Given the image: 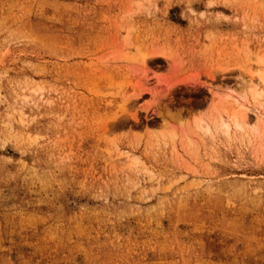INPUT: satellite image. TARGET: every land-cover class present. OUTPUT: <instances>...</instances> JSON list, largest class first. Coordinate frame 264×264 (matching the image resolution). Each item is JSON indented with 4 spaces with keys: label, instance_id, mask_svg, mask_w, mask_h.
<instances>
[{
    "label": "rangeland",
    "instance_id": "rangeland-1",
    "mask_svg": "<svg viewBox=\"0 0 264 264\" xmlns=\"http://www.w3.org/2000/svg\"><path fill=\"white\" fill-rule=\"evenodd\" d=\"M256 56L264 0H0V264H264Z\"/></svg>",
    "mask_w": 264,
    "mask_h": 264
},
{
    "label": "bare ground",
    "instance_id": "bare-ground-1",
    "mask_svg": "<svg viewBox=\"0 0 264 264\" xmlns=\"http://www.w3.org/2000/svg\"><path fill=\"white\" fill-rule=\"evenodd\" d=\"M255 62L257 64H261V65L264 66V57H262V56H256L255 57ZM248 75H250L249 82L250 83H254L253 80H252L253 77H252V72H251L250 69L248 70ZM259 78H262V73L261 72L259 73ZM231 91L234 92V93H237V91H235L234 89H231ZM254 93H255L254 94V97L255 98L258 97L260 100H262L263 95H262V97L260 96L262 94V91L261 92L255 91ZM263 101L264 100H262V102ZM253 122H254L253 119H251V117L248 115V111H246V109H245L240 114L238 112H236L235 110L232 111V112H226V111H224V113L219 116L218 120H214L212 122V124L214 126L216 124H218L219 127H220V129L222 128L224 131L227 132L232 127L243 131L246 128V126H248V125H254L255 123L253 124ZM214 126H212V127L214 128ZM204 128H205L206 131H210L211 130L210 124H208V123H205L204 124ZM172 135H175V132H172Z\"/></svg>",
    "mask_w": 264,
    "mask_h": 264
}]
</instances>
